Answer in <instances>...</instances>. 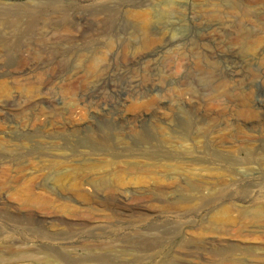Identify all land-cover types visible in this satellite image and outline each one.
<instances>
[{
	"label": "rangeland",
	"instance_id": "rangeland-1",
	"mask_svg": "<svg viewBox=\"0 0 264 264\" xmlns=\"http://www.w3.org/2000/svg\"><path fill=\"white\" fill-rule=\"evenodd\" d=\"M261 209L264 0H0V264H264Z\"/></svg>",
	"mask_w": 264,
	"mask_h": 264
},
{
	"label": "bare ground",
	"instance_id": "bare-ground-1",
	"mask_svg": "<svg viewBox=\"0 0 264 264\" xmlns=\"http://www.w3.org/2000/svg\"><path fill=\"white\" fill-rule=\"evenodd\" d=\"M112 130V126H110V125H107V126H102L101 127V136H103V137H106L105 139H107L108 140V138H111V137H113V136H115V134H113V132L111 131ZM93 133V132H92ZM120 133V132H119ZM96 137V136H95ZM97 138V137H96ZM102 139V138H101ZM98 140V139H97ZM119 142V141H118ZM115 144V143H114ZM122 145H123V143H121ZM126 144V143H125ZM98 146V145H97ZM121 146V145H120ZM136 169H138V168H136ZM112 177V176H111ZM107 178V177H106ZM104 181V180H103ZM102 181V182H103ZM108 181V180H107ZM94 183V182H93ZM106 183V182H105ZM106 184H108V183H106ZM113 184V183H112ZM100 185V184H99ZM98 185V186H99ZM103 185V184H102ZM97 186V185H96ZM109 186V185H108ZM95 187V186H94ZM102 187V186H101ZM104 187V189H106V187L105 186H103ZM103 187H102V189H103ZM111 187V186H110ZM96 188V187H95ZM98 188H100V186L99 187H97L96 189H98ZM93 190H95V189H93ZM100 191H101V189H100ZM99 191V192H100ZM93 192H95V191H93ZM96 192H97V190H96ZM107 192H109V191H107L106 190V193ZM101 193H102V191H101ZM105 193V192H104ZM85 194H86V192H85ZM87 195V194H86ZM84 196V195H83ZM90 195L88 194V197H89ZM126 196V195H125ZM86 198H87V196H85ZM90 197H92V196H90ZM103 198V197H102ZM97 199V198H96ZM85 201L87 200V199H84ZM88 200H90V199H88ZM101 200H103V199H101ZM97 201V200H96ZM88 202V201H87ZM251 212V211H250ZM249 214V213H248ZM251 215V219L255 222V223H262V222H264V211L261 209V210H255V211H252V214H250Z\"/></svg>",
	"mask_w": 264,
	"mask_h": 264
},
{
	"label": "built area",
	"instance_id": "built-area-1",
	"mask_svg": "<svg viewBox=\"0 0 264 264\" xmlns=\"http://www.w3.org/2000/svg\"><path fill=\"white\" fill-rule=\"evenodd\" d=\"M116 48L117 50H115V52H110V49L108 46H102L100 48L93 49L90 54L95 55V56H105L108 60H110L111 58L114 57V55L116 54V51H118L119 46H117ZM118 73L120 74V71Z\"/></svg>",
	"mask_w": 264,
	"mask_h": 264
}]
</instances>
